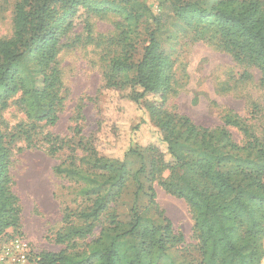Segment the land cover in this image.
<instances>
[{"label": "trees", "instance_id": "trees-1", "mask_svg": "<svg viewBox=\"0 0 264 264\" xmlns=\"http://www.w3.org/2000/svg\"><path fill=\"white\" fill-rule=\"evenodd\" d=\"M165 1L168 16L180 23L191 39L215 41L238 63L257 68L260 84L264 85V0H216L211 7L191 0ZM80 9L96 15L116 13L134 31L142 23L146 25V44L140 57L133 59L129 51L111 57L103 72L102 90L140 103L149 113L166 148L165 152L147 148L152 152L150 167L156 172L159 167L168 170L170 179L159 181V185L184 199L190 207L202 264H260L264 256V148L234 114H225L219 128L209 129L167 110L173 60L160 47L161 14H152L141 0L14 2L12 36L0 39V241L15 236L5 233L8 228L19 226L21 210L12 189L11 140L16 135L30 142L37 123L54 125L58 120L60 72L54 64L63 36L73 28V19ZM149 94L156 95L158 100H146ZM12 105L24 119L16 124L17 132L6 133L1 117ZM28 121L31 123L27 127ZM228 127H235L248 137L246 143L237 144ZM48 141L51 153L64 146L56 137ZM85 148L95 155V139L88 141ZM137 148L130 145L123 156L135 153ZM124 157L103 159L102 167L118 171L115 178L107 179L112 180V187L117 182L115 191L104 194L97 188L90 210L79 211L75 217L68 215L81 220L84 226H70L66 233L57 236L58 241L91 233L100 213L122 192ZM55 171L89 180L70 167L57 166ZM93 188L81 192L87 194ZM149 204L157 212L156 218L144 220L135 212L127 228L120 229L121 223L111 217L108 226L100 229V236L92 239L95 245L87 255L49 252L41 254L38 263L162 264L159 260L168 246L182 237L174 234L172 223L158 208L152 190ZM124 241L129 242L122 244Z\"/></svg>", "mask_w": 264, "mask_h": 264}, {"label": "rangeland", "instance_id": "rangeland-1", "mask_svg": "<svg viewBox=\"0 0 264 264\" xmlns=\"http://www.w3.org/2000/svg\"><path fill=\"white\" fill-rule=\"evenodd\" d=\"M15 1L0 0V39L12 36ZM141 1L152 14H161L160 47L173 60L167 110L209 129L219 128L225 114H234L264 148V85L260 84L259 70L238 63L215 41L191 39L187 30L168 16L165 0ZM191 1L211 7L216 0ZM73 20V28L63 36L54 64L60 72L58 120L54 125L37 123L30 142L15 135L10 143L12 189L21 210L19 226L8 228L5 235L26 238L37 257L49 252L87 255L95 245L92 239L100 236V229L108 226L111 217L121 223L120 229L127 228L135 212L144 220L156 218L158 214L149 204L152 190L158 208L171 221L174 234L182 237L168 246L159 262L202 264L190 207L159 185V181L169 178V171L159 167L156 172L150 167L152 152L147 148L156 147L162 152L166 148L149 113L140 103L102 90L103 72L111 57L123 51H129L133 59L140 57L146 44V25L142 23L134 31L116 13L96 15L85 9H80ZM146 100L154 103L158 99L149 94ZM23 119L24 115L12 105L4 111L1 127L6 133L17 132L15 126ZM30 123L26 122V126ZM228 130L237 144L248 140L237 128ZM55 137L64 146L51 153L48 140ZM92 139L95 155L85 148ZM130 145L138 148L124 157ZM123 157L126 173L122 192L100 213L91 233L58 241L57 236L66 233L70 226H84L81 220L68 215L90 210L97 188L104 194L115 191L117 182L112 187V180L107 179L115 178L118 171L102 167L103 159ZM57 166L76 169L89 180L57 174ZM92 187V192H81ZM262 243L264 248V237ZM260 264H264V256Z\"/></svg>", "mask_w": 264, "mask_h": 264}, {"label": "built area", "instance_id": "built-area-1", "mask_svg": "<svg viewBox=\"0 0 264 264\" xmlns=\"http://www.w3.org/2000/svg\"><path fill=\"white\" fill-rule=\"evenodd\" d=\"M28 240L15 235L0 241V264H39Z\"/></svg>", "mask_w": 264, "mask_h": 264}]
</instances>
